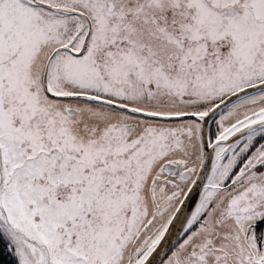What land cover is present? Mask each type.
Wrapping results in <instances>:
<instances>
[{"label": "snow or ice", "instance_id": "snow-or-ice-1", "mask_svg": "<svg viewBox=\"0 0 264 264\" xmlns=\"http://www.w3.org/2000/svg\"><path fill=\"white\" fill-rule=\"evenodd\" d=\"M0 264H264V0H0Z\"/></svg>", "mask_w": 264, "mask_h": 264}]
</instances>
